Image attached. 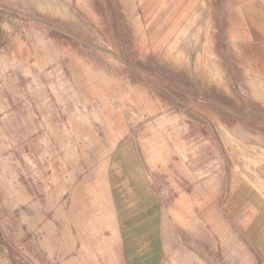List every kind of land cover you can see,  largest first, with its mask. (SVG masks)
Segmentation results:
<instances>
[{
	"label": "rangeland",
	"instance_id": "1",
	"mask_svg": "<svg viewBox=\"0 0 264 264\" xmlns=\"http://www.w3.org/2000/svg\"><path fill=\"white\" fill-rule=\"evenodd\" d=\"M4 130L14 264H127L138 211L171 264H264V0H0Z\"/></svg>",
	"mask_w": 264,
	"mask_h": 264
},
{
	"label": "crops",
	"instance_id": "2",
	"mask_svg": "<svg viewBox=\"0 0 264 264\" xmlns=\"http://www.w3.org/2000/svg\"><path fill=\"white\" fill-rule=\"evenodd\" d=\"M2 134L3 135L0 134V137L3 138V144H9L10 140L12 139L10 134H8L6 130H4ZM121 156L122 160H124L126 162V165L129 167V170L132 171L133 164L136 162L135 156L129 152L121 153ZM135 166L133 168H135ZM119 181L121 182L122 180ZM135 181L137 182V180ZM135 184L137 187L138 183ZM0 194V202H2L0 203V207L6 209L11 203L8 204V200L6 199L3 190L0 191ZM18 194L21 195L22 193ZM18 201L21 202L20 199H18ZM256 204L257 207L261 209L260 217L261 221L264 222V199L262 198L259 202H256ZM20 205L21 203L19 204V206ZM143 213L145 214L144 222L136 224L130 222L129 224H123L124 226L129 228V235H127L124 241L125 258L127 259V264H171V259L168 257H175V252L171 254L169 251V242H166L167 238L164 232V222L159 219L160 217H158V220H155L154 215L156 213L154 211L142 213L138 211L133 214V216L136 217L139 216V214ZM0 223L2 224V226L0 227V264H14L13 259L10 260L9 256L12 258L15 254L16 249L17 251H19V246H17L18 242L16 243L10 241L16 239V237L14 235H11V232L8 230V228L4 229L6 223L3 221V218L1 216ZM1 229H3V231ZM2 233L4 234V237L1 236ZM249 236L253 240V242H255L258 250L264 254V251L262 250L263 248H261L262 243L264 242H260V240L254 239L251 234H249ZM18 237H24L23 230L21 231V234L17 236V238ZM262 238L264 239V236H262ZM178 257L180 258L182 264H202V257L200 252L197 253L196 256L194 254L193 257L185 255V253L184 255L179 254ZM177 264L180 263L177 262Z\"/></svg>",
	"mask_w": 264,
	"mask_h": 264
}]
</instances>
